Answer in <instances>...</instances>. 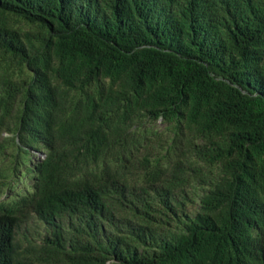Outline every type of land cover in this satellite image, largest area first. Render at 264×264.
I'll list each match as a JSON object with an SVG mask.
<instances>
[{"label":"trees","instance_id":"obj_1","mask_svg":"<svg viewBox=\"0 0 264 264\" xmlns=\"http://www.w3.org/2000/svg\"><path fill=\"white\" fill-rule=\"evenodd\" d=\"M144 117L173 128L154 162ZM4 130L43 157L0 264H264V0H0Z\"/></svg>","mask_w":264,"mask_h":264},{"label":"rangeland","instance_id":"obj_2","mask_svg":"<svg viewBox=\"0 0 264 264\" xmlns=\"http://www.w3.org/2000/svg\"><path fill=\"white\" fill-rule=\"evenodd\" d=\"M136 124L138 125L136 129L142 132L141 137L144 140L143 147L136 148L138 158L149 152L151 154L150 160L154 162L156 158L164 154L166 146L173 136V128L160 118L153 121L144 117L139 119ZM12 135L11 131L6 130L0 133V200L15 194L30 184L31 179L28 177L27 171L37 159L43 157L42 151L31 150L24 154L22 150L17 148L16 137L12 142ZM206 171L203 179L192 181L191 185L182 191L183 195L186 193L195 200L191 215L195 214L199 198L208 190L211 180L217 175L216 169L208 172V168H206ZM18 233L23 243L27 239L39 241L45 233V225L32 214L21 223Z\"/></svg>","mask_w":264,"mask_h":264}]
</instances>
